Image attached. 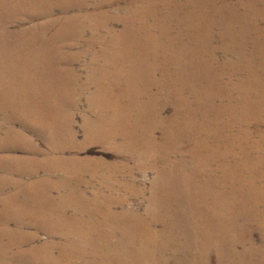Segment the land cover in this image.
Instances as JSON below:
<instances>
[{"label":"bare ground","instance_id":"1","mask_svg":"<svg viewBox=\"0 0 264 264\" xmlns=\"http://www.w3.org/2000/svg\"><path fill=\"white\" fill-rule=\"evenodd\" d=\"M46 1L40 0L36 5H27L22 10L23 15L26 17L32 15L33 22L40 24L38 35L41 38L37 35H31L7 42L9 40V37H7L9 30L21 24L23 26V21L27 18L17 17L16 8L0 13V110L3 115L0 129L7 130L11 128L12 120H18L21 117L24 120H28L30 128L38 132V130L43 131L45 129L48 118L51 121L54 120L53 117L49 116L50 114L47 116L46 113H42L44 118L35 114L40 109L35 106V98L23 96L24 93L17 87L16 82L9 80L14 75L20 77V82L22 83L40 81L56 83L59 88L64 86L65 89L63 90L58 88L59 91L64 92L62 93L64 101L68 103L69 101L77 100L74 91L71 88L66 89L68 84L81 79V75L74 66V61L77 60L75 57L77 52L74 50L77 41L74 42V38L69 39V41L50 38L52 34L61 32L58 27L60 17L57 12L62 11V16L75 20L72 24L75 28L90 29L93 33H109V35L116 38L124 37V40L129 35L130 39L142 49L136 55H124L119 46L122 44L125 47L129 42H122L119 46H115L114 43L110 47H115L108 49L110 52L109 60L107 57V61H100V63H104V67L98 68L93 66V64L86 67L87 73L89 72L87 78L97 79L102 82L103 86H100V88L106 89L107 94L104 101L105 104L98 102L99 93L90 98V110L98 114L96 116L99 121L93 123L91 118H86L85 127L87 134L85 142H96L97 138H101L102 140H99V142L105 143L108 147L125 151L124 161L127 162L131 161V159L127 158L129 151L136 155V159L139 158L140 161L139 167L134 164L135 166H132L133 168L131 167L130 170L129 167L124 170L130 171L128 174L131 178L134 176V169L142 172L144 164L147 167L149 162L152 163V160L157 158H160L165 165L164 172H166V167L170 163L169 155L165 153L153 156L147 151L153 149L156 154H160L167 146L170 147L173 143L180 142L181 147L191 151V157L187 153L184 156L181 153L175 156L181 155V162L186 166V162L191 161L189 167L192 165L198 168L201 167L199 170L201 179L197 182V185L198 188L207 189L209 193L206 197L202 191L197 193L186 191L182 179L183 174L174 179L156 180L151 185L154 194L149 199V203L153 208H148L149 213L151 212L153 216L152 225L154 229L150 227L148 221H140L141 219L138 215H132L130 212L128 217L124 211L119 216L122 224L116 230L110 232H103V229L78 228L77 226H74L73 229L68 226L69 222H66L65 226L59 227L56 221L46 219L42 221V216L39 214L42 206L38 208L36 205L37 200H42L43 197L40 192L34 195L32 206H30H35V208L32 209H29L25 203L21 202V199L19 201L18 193L12 194L3 200L6 210L5 212L0 211V222L7 225H10L11 222L15 223L14 239L0 238V256L32 258L23 264H170L177 259L174 254L176 242L182 236L188 234V220L184 218V211L173 207L169 202L167 197L170 196L166 195V190L164 191L165 186L162 183L164 182L167 183V188H176L180 191L179 196L183 198V204L184 197H187L190 203L193 199L203 201L206 199L208 207L207 210L201 207L203 213H210L211 215L215 213L214 216H221L222 212L225 213V220L234 222L235 225V234L232 239L234 254L236 255V253L240 252L234 248L235 244L240 243L244 246V250L248 248L252 250L251 256H253L252 259H255L253 263L258 262L257 264H259L262 261L261 259L264 258V210H251V207H253L252 202L259 203L263 199L262 203H264V184H262L264 182V171L260 172L259 170L261 164L264 163V117H262L264 115V26H260L257 22L259 18L264 20V8L255 3V1L258 2L259 0H244L243 3L235 4L224 10L223 14L227 15V17L230 15L228 19L234 20V22L224 28L221 34L229 42V46L225 51L232 58L229 59V57L224 56L223 59L225 58L226 60L213 67L208 62H204L207 54L202 55L198 51L199 55H202L204 62L202 65L204 67L199 68L195 73L184 70L187 68L188 63L194 61L192 58L195 54L191 55L190 53L194 46H191V48L189 45L192 42L194 43V38L195 41H198L206 35L203 37L202 35L197 36V34H205L203 33L204 27L199 25V21L195 22L189 18L186 12L181 13L183 18L179 25H188L190 33L184 39V58L177 59V54L167 55L166 53L165 64L159 71L169 78V81L162 83L161 79L153 80L152 85L154 88L160 87L157 92H153L150 87L154 76L153 73L157 70V66L150 67L148 64H144L142 66L144 69L134 76L133 70H130L128 76H126L124 66L129 64L135 68L138 61L142 64L143 62H150L152 58L156 57L155 51H144L154 50L151 47H146V45L159 42L160 34H156V31H161V27H165L166 23L163 24V19L166 20L172 14L168 4L161 16L156 13L149 17L150 22H147V17L142 14L136 15L135 18L131 17V14L135 12V4L140 0H93L91 3L89 0H63L54 5L52 2ZM123 1L128 5L126 7L127 13L124 15H121L122 13L120 12L118 14L116 12L114 15L110 11L105 10V19H91L89 25H78L79 13L91 12L93 8L99 4L103 5V3L111 4L120 11L121 5H119V2ZM168 3L174 6L177 0H169ZM190 4L191 1L188 0L185 4L186 8ZM75 9L79 10L76 15L72 14ZM167 13L169 15H166ZM150 18L153 20L151 21ZM112 21L113 24L121 21L124 28L122 30L115 29L111 23ZM209 27L212 26L209 25ZM253 40L254 43H252ZM247 41H252V46ZM202 43L203 41L198 42L201 47L207 46ZM168 45L171 44L168 43L161 47L167 51L169 49ZM248 46H250V50H248ZM181 48L183 46H179L178 50L174 49V52L178 53ZM43 49L46 56L38 52ZM59 51L65 52V55L61 57L52 53ZM116 57L120 61H114ZM244 60L246 61L243 63L244 68H239L241 66L240 61ZM100 68L103 70H100ZM231 68L232 70L230 71ZM177 90H180L181 97H176L173 100L176 101L175 106H178L179 109H184V129H177L176 124L172 126L168 123L169 119L165 123L160 124L166 145L160 144L153 138H148L146 136L148 133L146 129L148 128H140L135 134H129L125 133L129 131L126 127H117L132 126L130 123L132 112L128 104L134 106L137 102H144V107L151 112H161L165 106L160 104L168 103L169 97L174 95ZM52 92L53 89L45 91L47 94H52ZM119 94L124 95L125 105H122L120 110L123 115L122 121L115 123L111 121L115 119V113L104 111L98 107L99 104L104 108L106 106L110 107L107 105L108 103L112 105L118 99L121 100ZM142 94H146L147 99H143ZM162 99L165 101L160 102ZM50 103L52 102L50 101ZM76 103L66 104L63 107L64 111L70 114L73 112L74 114L79 105L78 101ZM97 104L98 107L94 106ZM6 108H16L23 110V112L12 113L10 118ZM73 122L74 118L67 116L60 123L62 130L65 131L62 142H64L65 138L68 140L71 137L72 139L74 138ZM109 124H113L116 128ZM252 125L257 126L252 127ZM117 130H122L124 133H115ZM158 130L156 129L155 132ZM6 136L7 139L2 141V145H11L10 141L14 142L17 137L24 139L22 136L9 132H7ZM182 136H184V140L176 139ZM70 142L65 141V145L68 147ZM205 149L207 151L206 154ZM33 151L37 153L39 150L35 148ZM36 165V171L34 166L30 170H26V173L30 175L36 174L38 172V162ZM49 165L56 167L59 164L51 163L50 161L39 163L40 169L44 167L43 169L48 172L57 173V169L54 170V168L48 167ZM18 169L15 166L10 167L8 170L9 175L11 172H17ZM18 173L22 174L24 170L19 169ZM261 184L262 186H260ZM1 187L0 185V190H2ZM130 187H132L133 191H136V189L139 191L137 185L130 182L122 183L121 189L126 192ZM260 196L261 198H259ZM174 201L177 202L175 198ZM119 203L120 200L117 199L111 202L110 205L113 204V206L117 207L120 205ZM185 203H187L186 200ZM104 204L106 205V202ZM109 208L111 209V207ZM242 213H245L244 221ZM26 215L29 218L28 222H24V216ZM219 220L221 221V219ZM156 222L161 223L163 227L156 230L157 227L155 228L154 226ZM41 223H44V225L41 226ZM27 224H35L39 227V230H45L53 237L62 236L65 241L51 240L36 243L37 234H34V231H27L25 228ZM253 226H256L262 232L263 241L259 246L254 244L253 238H249L248 233L250 232L251 234ZM67 227L71 228L68 232L66 231ZM236 229H246L247 234L239 230L236 231ZM69 236H77L80 239L71 241L68 239ZM53 237L51 238L53 239ZM165 237L170 241L167 244L171 246L173 252L168 257L161 256L157 257V259L154 255L156 246L153 242L165 240ZM197 239L200 241L205 240L202 236L197 237ZM219 241L221 246L217 245L215 248H221L224 245L225 240ZM228 247L230 248L231 246ZM225 253L221 248L216 254H218L219 258H224ZM183 261L178 259V263Z\"/></svg>","mask_w":264,"mask_h":264},{"label":"rangeland","instance_id":"2","mask_svg":"<svg viewBox=\"0 0 264 264\" xmlns=\"http://www.w3.org/2000/svg\"><path fill=\"white\" fill-rule=\"evenodd\" d=\"M38 1L40 0H0V13L16 8L17 17H20L22 19L27 18L23 21V26L21 24L20 26H15L14 29L9 30L7 36L9 37V40L7 42H10L11 40L17 38H25L31 35L39 36L38 32L40 24H35L33 22L32 15L26 17L22 14V10L24 9V7L26 8L27 5L34 6ZM48 1L52 2L54 5L59 3V1L62 2L63 0H47L46 2ZM189 1H191V4L187 8L185 4L188 2V0H177V3H175L174 6L168 3L169 0H140L135 4V12L131 14L132 18H135L138 14H142L147 17V22H150L148 18L155 15L156 13L161 16L165 11L167 4L172 14L166 20H162L163 24L166 23L165 27H161V31H156V34H160L159 42L157 44L146 45V47H151L154 50H146L144 52L155 51L156 57L152 58V61L143 62L142 64H140V62L138 61V64L135 68L130 66L129 64H126L124 66L126 76H128V72L130 70H133V76L137 75L140 70L144 69L142 66L144 64H148L150 67H158L157 70L153 73L154 76L152 77V83L150 85L153 92H157V89H160V87H158L157 89L154 88V86L152 85L153 80L157 81L161 79L162 83H166L169 81V78L165 77L161 73V71H159V69L163 66V64H165L166 53L167 55L173 53L177 54V59L184 58V39L188 34H190L188 25H179L183 18L181 16V13L184 12L187 13L189 18L193 19V21L195 22L199 21V25L204 27L203 33L205 34H197V36L202 35L203 37L204 35H206L198 41H195L194 38V43H190V47L194 46L192 51H190L191 55L195 54L192 58L194 61L188 63L187 68L184 70H189L191 72L193 71L195 73L199 68L204 67V65H202L204 64V62H208L209 65L214 67L218 66L220 62L226 60L225 58L223 59L224 56L229 57V59L232 58L228 55L227 51H225L229 46V42L227 38L225 36H221V34L224 28L234 22V20H232L231 18L228 19L230 15L227 17V15H224L223 12L230 6L243 3L244 0ZM89 2L91 3L93 2V0H89ZM255 3L261 5L264 8V1L259 0L258 2L255 1ZM119 5H121L120 11L115 9L111 4L103 3V5L99 4L97 7L93 8L91 12L79 13V10L75 9L72 14L76 15L79 13L78 25L85 26L89 25L91 19H105V10L110 11L111 14L114 15L116 14V12L117 14L118 12L122 13L121 15L127 13L126 7L128 5L126 4V2H119ZM57 14L60 17V23L58 27L61 32L54 35L52 34L50 38L56 40L63 39L68 41L69 39L74 38V42L77 41L74 48V50L77 52V54L75 55L77 60L74 61V66L76 67L78 73L81 75V79L78 81H74V83L68 84L66 86V89L71 88L74 91V95L77 98L76 101L79 102L78 109L74 114L73 112L70 114L64 111L63 107L66 104L76 103L75 100L69 101L68 103L64 101V96L62 94L64 92L59 91L65 89L64 86L59 88V85L56 83H45L40 81L22 83L20 82L21 78L17 77L16 75L9 79L16 82L15 84L17 85V87L22 93H24L23 96H32L35 98V106L40 108L39 111L35 113L36 115L42 116V118H44L42 113H46L47 116L50 114L49 116L53 117L54 120L51 121L48 118L45 129L43 131L38 130V132L31 129L28 124V120H24L21 117H19L18 120H12L10 124L11 128H8L7 130L0 129V185L2 186V190H0V211L5 212L6 210V206L3 200L8 196L17 193L19 195V201L21 199V202L25 203L29 209L35 208V206L31 207L33 198L34 195L40 192L43 197L42 200H37L40 203L37 202L36 205L38 208L42 206V210H39V214L42 216V221H44L45 219L56 221L59 224V227H63L66 225V222H69L68 226H71V228L73 229L74 226H77L78 228H91L90 230L103 229V232H110L120 227V224L122 223L121 220H119V216L122 215L121 213H123L124 211L128 217L129 212L132 213V215H138L141 219L140 221H148L150 227L154 229L152 225L153 216L151 212L149 213L148 208H153L149 203V199L152 198L154 194V190L151 189V185L156 180L163 181L174 179L183 174L182 179L186 191L191 193L202 191L207 197L209 193L208 190L198 188L197 185V182L201 179V175L199 174V170L201 169V167L198 168L195 165L189 167L191 161L186 162V166L183 162H181V155L177 157L175 156L180 153L184 156V154L187 153L191 157V151H188L187 148L181 147L180 142L173 143L170 147L167 146L166 149L160 154H156L153 149H149L147 151L153 156H159L165 153L169 155L170 163L166 167V172H164L165 165L162 163L160 158H157L156 160H152V163L149 162L147 164V167L144 164V169L142 170V172L134 169L133 178H131V176L128 174L130 171L124 170L128 167L130 170L132 166H135L134 164H137L136 167H139L140 161L139 158L136 159V155L129 151L127 158L131 159V161L127 162L124 161L125 151H120V149H116L114 147H108L105 143L99 142V140H102L101 138H97L98 140H95L96 142H85V137L87 134V129L85 127L86 118H91L93 120V123L99 121L96 116L98 114L90 110V98L94 95H98L99 93L100 98L98 99V102L100 104H105L104 101L107 94L106 89L100 88V86H103L102 82L97 79L87 78V74L89 72L87 73L86 67H89L92 64L93 66L98 68L104 67V63H100V61H107V57L109 60L110 52L108 51V49L119 46L122 42H129V44L125 47H123L122 44L119 46L124 55H136V53L142 49L138 46V44L130 39L129 35H127L124 40V37L116 38L115 36L109 35V33H93L92 31H90V29H78L73 27L74 25H72L75 22L73 18L62 16V11H58ZM166 15H169V13H167ZM254 19L256 20V18ZM150 20L152 21L153 19L150 18ZM156 20L158 19L156 18ZM121 21H117L114 24L112 21L111 23L113 27H115V29L122 30L124 27ZM257 22L258 24H260V26H264L263 18H259ZM209 25L212 27H209ZM202 41V44H205L207 46L201 47V45L198 44V42ZM251 42L252 41H247L250 46H252L254 40L252 43ZM114 43L115 46L110 47ZM168 43H170L171 45H168L169 49L165 51V49H163L161 46ZM179 46H183V48H181L178 53H175L174 49L178 50ZM250 46H248V50H250ZM157 48L159 49L155 50ZM198 51L201 52L202 55H204L205 53L207 54L204 62L202 59V55H199ZM38 52H40L43 56H46L44 49ZM52 53L56 54V56L61 57L65 55V52L63 51ZM115 60L120 61V59L117 57L114 58V61ZM240 62L241 66L239 65V68H244L243 63H245L246 61L244 60ZM100 70L103 69L100 68ZM231 70L232 68L230 69V71ZM50 89H53L52 94L45 93V91ZM119 96L122 102L120 99H118L115 103H112V105L108 103L107 105L110 107L106 106L104 108L100 104L99 107L98 104L94 105L100 109H103L104 111L115 113V119L111 120L115 123H120L123 119V115L120 113V110L122 109V105H125V97L123 94H119ZM141 96L143 99H147L146 94H142ZM176 97H181L180 90H177L174 95H171L169 97L168 103L160 104L165 106L161 112H151L149 109L144 107V102H137V104L134 106L128 104L132 112V118L130 121L132 126L117 127H126L129 131H126L125 133L129 134H135V132L140 128H148L146 129L148 130V133L146 134L148 138H153L160 144L166 145V140H164V135L160 129V124L165 123L167 119H169L168 123H170L172 126L176 124L177 129H184V109H179L178 106H175L176 101L173 99H175ZM50 101L52 103H50ZM162 101L165 100L162 99L160 102ZM6 109L9 112L10 118L12 117V113L23 112V110H19L16 108ZM1 113L2 111L0 110V124H2L3 122V115ZM67 116H71V118H74L73 131L75 133L73 132V139L72 137L69 138V140L65 138L64 142H62V139L64 138L63 133L65 131L62 130L60 123ZM262 117H264V115H262ZM31 120L33 121V119ZM109 125L113 128H116V126H114L113 124ZM256 126L257 125H252V127ZM156 129L159 130L155 132ZM7 132L22 136L24 137V139H19V137H17L14 142H12V140L10 141L11 145H2V141L4 139H7ZM115 133L124 132L122 130H117ZM176 139L184 140V136L177 137ZM65 141H71L69 144V146H71L67 147L65 145ZM72 141L74 142V144H72ZM35 148H38L39 150L37 153H34L33 151V149ZM204 151L206 154V149ZM44 161L58 163L59 165L56 167L50 165L48 166L50 168H54V170L57 169V173L48 172L43 169L44 167H41L40 169L39 163H42ZM37 162L38 172L32 175L26 173V170H30L34 166L36 171ZM14 166L19 169H23L24 173L19 174L18 169L17 172H11L9 175V168H12ZM259 170L260 172L264 171V163L261 164ZM126 182H130L131 184L134 183L135 185H137L139 191H137V189L136 191H133L132 187H130L126 192L123 191L121 189V186L122 183ZM162 183L165 186L164 191L166 190V195L170 196L167 197L169 202L173 205V207L180 208L181 211H184V218L188 220V234L186 233V236H182V238L178 239L179 241L176 242L177 244L174 250V254L177 256V259L173 260L170 264L258 263H253L255 259H252L253 256H251L252 250L250 248L244 250V246L240 243L235 244L234 246L235 250L240 252L236 253V255L234 254L232 239L234 238L235 234V225L234 222H228L225 220V213L222 212L221 216H214L215 213L212 215L210 213H203L201 211V207H204L205 210H207L208 207L206 199L204 201L200 199H193L190 203V201L187 200V197H184L183 204V198H180L179 196L180 191L176 188H167V183ZM262 184H264V182ZM262 184L260 186H262ZM174 198L177 202L174 201ZM259 198H261V196ZM113 199L114 201H116L117 199L120 200V205H118L117 207L113 206L114 203L110 205L111 202H114ZM185 200L187 201V203H185ZM262 200L259 203H256L255 201L252 202L253 207H251V210H264V203H262ZM105 202L106 205L104 204ZM68 206L71 207L69 208ZM109 207H111V209ZM244 214L245 213H242L243 221L245 220ZM219 219H221V221ZM28 221L29 218L27 217V215L24 216V222ZM40 225L43 226L44 223H41ZM154 226L155 228L157 227L156 230L163 227L159 222H156ZM14 227H16L14 222H11L10 225L0 222V238L13 240L15 232ZM25 228L27 231H34V234H37L36 237L38 239L36 238V243H40V241L48 242L51 240L65 241V238L62 236L53 237L47 231L39 230V227L35 224H27ZM71 228L67 227L66 231L68 232V230H70ZM252 228L254 230H251V234L250 232L248 233L249 238H253L254 240L252 239V241L254 242V244L259 246L263 241L262 232L260 231V229L256 228V226H253ZM237 230L244 233L246 232V229H236V231ZM199 236H202L205 240H198L197 237ZM51 237H53V239ZM165 238V240L162 239L153 242L156 246V250L154 252L156 258L161 256L168 257L173 252L171 246L167 244L170 241L167 240V237ZM68 239L71 241H78L80 238L77 236H69ZM219 240H225L224 245H222L221 248L224 252L227 253V257L226 253L224 258H219L218 254H216L221 249L218 247L215 248V246L217 245L221 246ZM228 246L231 247L229 248ZM30 259L32 258L24 256H0V264H23ZM178 259L184 260V263H178ZM261 260L262 261H260L259 264H264V258H262Z\"/></svg>","mask_w":264,"mask_h":264}]
</instances>
